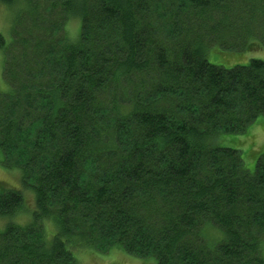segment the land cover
Wrapping results in <instances>:
<instances>
[{"label":"trees","instance_id":"1","mask_svg":"<svg viewBox=\"0 0 264 264\" xmlns=\"http://www.w3.org/2000/svg\"><path fill=\"white\" fill-rule=\"evenodd\" d=\"M0 2V155L22 173L0 186V217L34 199L29 224L0 229V264L117 247L156 264H264V153L251 173L219 144L264 116V60L208 61L264 39V0Z\"/></svg>","mask_w":264,"mask_h":264},{"label":"rangeland","instance_id":"2","mask_svg":"<svg viewBox=\"0 0 264 264\" xmlns=\"http://www.w3.org/2000/svg\"><path fill=\"white\" fill-rule=\"evenodd\" d=\"M11 16L10 8L4 6L0 2V35L10 41ZM67 33L76 40L79 33V22L77 18H71L67 21ZM255 42L249 51L224 53L220 50L211 49L208 55V61L217 66H224L231 69L234 66L248 65L252 59L264 60V39L254 38ZM3 53L0 50V93L6 91L8 84L3 75ZM251 128L243 135H225L219 140L220 146H226L231 149L240 150L246 168L254 173L257 164V158L264 153V116L259 117L256 122L250 126ZM22 173L18 169L9 170L2 165V157L0 155V186L8 188H17L21 185ZM28 194V195H27ZM25 195L26 212L15 218L0 217V229H5L7 223L12 221L16 224L26 225L31 222L34 209L33 194L28 192ZM52 229V226L50 227ZM50 229V231H51ZM261 255L264 258V240L261 242ZM73 255L76 257V264H156L153 259H139L125 253L120 247L110 248L107 252H94L91 250H74Z\"/></svg>","mask_w":264,"mask_h":264}]
</instances>
